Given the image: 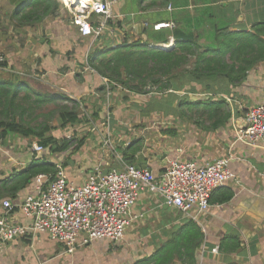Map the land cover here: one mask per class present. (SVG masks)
<instances>
[{"label": "crops", "instance_id": "obj_1", "mask_svg": "<svg viewBox=\"0 0 264 264\" xmlns=\"http://www.w3.org/2000/svg\"><path fill=\"white\" fill-rule=\"evenodd\" d=\"M234 2L241 11L238 20L244 17V29L249 28L252 17L263 15L262 12L254 14L252 10L244 15L249 9L246 4H252V0ZM226 3L222 5L218 0H113L112 17L103 33L95 38L82 36L59 3L56 9L44 13L37 0H0V55L4 58V63L0 64V93L3 94L0 111L5 112V120L13 119L26 129L40 130L47 126L48 130L44 128L41 132L44 138L50 137L54 142L44 146V152L35 154L30 146L35 138L24 137V131L6 132L0 138V181H11L15 173L32 160L41 158L55 166L61 164L68 178L80 184L98 164L110 169L118 168L119 162L126 163L122 155L129 147L126 140L130 132L137 134L147 124L157 130L154 138H159V143L153 145L152 152H149L151 147L144 149L149 152L146 160L139 158L144 151L142 148L130 163L158 172L171 159L205 163L230 155L229 166L238 177V182L229 181L212 192L208 211L199 222L182 217L164 206L156 196L144 193L133 209L136 217L118 243L94 240L71 253L65 252L64 246L47 234L34 231L32 218L24 216L19 208H13L8 212L10 221L29 230L7 241L0 239V264H135L160 248L187 221L196 223L204 235L195 252L194 264H264V137L253 145L235 138L237 127L245 124V110L264 101V64L256 65L241 83L230 85L225 94L216 92L217 80L186 72L193 68L192 58L182 65L184 72L170 79L166 92L157 93L155 86L149 84L146 87L153 88L151 91L146 89L144 94H135L119 83L108 84L91 63L93 57L98 58L106 51L122 49L139 41L170 48L175 40L171 37L172 31L184 36L192 34L203 49L213 46L214 28L204 33L203 22L209 20L220 28L216 20L221 19L216 18L220 17V6H227ZM30 9L34 13L20 21ZM96 20L98 18L92 16V21ZM169 23L173 25H165ZM160 32L168 40L155 43L152 36ZM203 36L208 40L202 45L199 40ZM208 84L213 91L205 89ZM13 96L11 106L7 99ZM206 96L220 97L228 102L232 117L225 126L215 130L201 128L186 123L188 120L175 110L178 99L195 101ZM159 101L165 102L164 106L171 111L158 109ZM61 106L74 109L78 121L62 125ZM167 110L169 113L164 112ZM46 116L57 118L61 129L76 126L72 136H80V146L73 150L74 145L68 139L63 151L54 148L55 144L63 146L66 138H56L57 128L53 122H45ZM83 119H93V122L90 124ZM177 119L184 120L186 127H179ZM137 123L143 128L135 131L132 126ZM111 149L118 155L110 152ZM34 186L32 179L14 197L0 193V218L4 216L2 203L5 199L17 202L28 194H35ZM228 190L233 191L232 197L221 201ZM235 240L239 248L226 250ZM214 247H217L215 252ZM132 248L136 250L135 257L130 255ZM172 264L184 263L174 260Z\"/></svg>", "mask_w": 264, "mask_h": 264}, {"label": "built area", "instance_id": "obj_2", "mask_svg": "<svg viewBox=\"0 0 264 264\" xmlns=\"http://www.w3.org/2000/svg\"><path fill=\"white\" fill-rule=\"evenodd\" d=\"M56 1L82 36L99 37L112 17L113 0ZM92 16L98 20L92 21ZM3 63L0 55V64ZM244 120L245 124L237 127L236 140L252 145L258 143L264 137V101L250 105L245 110ZM30 146L35 154L45 150L36 139L31 140ZM231 158L222 156L205 163L176 158L168 160L158 172L148 166L125 162L110 169L98 164L80 184L70 180L66 169L56 164L52 177L47 174L34 177L35 194H28L17 202L3 201L5 212L0 218V239L7 241L29 230L8 218L9 211L19 208L24 216L32 218L34 231L61 243L65 252L71 253L78 246L99 239L116 244L136 217L133 209L144 193L156 196L182 217L199 222L208 211L212 192L229 181L238 182L229 166ZM213 251H217V247Z\"/></svg>", "mask_w": 264, "mask_h": 264}, {"label": "trees", "instance_id": "obj_3", "mask_svg": "<svg viewBox=\"0 0 264 264\" xmlns=\"http://www.w3.org/2000/svg\"><path fill=\"white\" fill-rule=\"evenodd\" d=\"M37 1L39 8H42L44 13L58 7L56 0ZM32 11L30 9L27 14L22 15L20 21L24 17H30L34 13H31ZM261 14L263 15L260 18L250 23L248 29L237 27L232 29L229 26L214 27V45L204 49L200 47L192 34L184 36L172 31L171 37L175 40L170 48L152 47L147 42L139 41L122 49L106 51L98 58L97 56L93 57L91 59L92 67L106 79L108 84L119 83L132 93L144 94L146 86L149 84L152 87L155 86L157 93H164L170 88V79L184 72L185 70L181 69L182 65L193 58V68L186 72L198 77L217 80L218 91L216 92L228 94L230 85L241 83L256 65L264 64V11ZM152 40L158 43L166 42L168 38H165V35L160 32L154 34ZM205 89L213 91L210 84L205 86ZM1 96H3L2 92L0 93V105H3L1 104ZM13 98L14 96L7 99L11 106L13 105ZM178 100V103L174 104L176 105L175 110H178L182 116L185 115L188 121L201 128L215 130L225 126L232 117L231 109L226 100L220 97L206 96L195 101ZM159 105L160 107L164 106L160 104V101ZM164 112L169 113L168 110ZM185 112L192 115L188 116ZM59 115L62 125L78 121L76 111L74 109L69 110L68 107H62ZM4 116L5 112L0 111V138L9 131H24L22 134L24 137L31 136L37 140L40 139L39 142L43 146L54 144L50 137L44 138V133L41 132L44 128L47 131V126L40 130L26 129L14 122L13 119L5 120ZM67 142L68 139L64 141L63 146L55 144L54 148L63 151ZM80 144L81 141L78 140L73 146V150L77 149ZM136 151L137 148L129 146L123 154L124 160L131 162L130 160L133 159ZM54 173V164L44 162L41 158L34 159L23 170L15 173L11 181L1 180L0 193L14 197L36 175L47 174L52 177ZM232 195V190L226 191L221 196V201L230 199ZM203 236L202 230L196 223L187 221L160 248L135 264H172L174 260H179L184 264H194L195 252L200 247ZM230 243V246L228 244V247H224L226 250L236 251L239 248L238 241L235 240Z\"/></svg>", "mask_w": 264, "mask_h": 264}, {"label": "rangeland", "instance_id": "obj_4", "mask_svg": "<svg viewBox=\"0 0 264 264\" xmlns=\"http://www.w3.org/2000/svg\"><path fill=\"white\" fill-rule=\"evenodd\" d=\"M219 1V3H221L222 5H223V3H226V4H228L227 6H220L221 7V9H220V11L218 12L219 13V15H220V17L219 18H216V19H221V21H219V20H216L217 22H218V24H219V27H223V26H226V25H234V26H237V27H239V28H246V25H245V21H244V17H242L241 19L239 18V20H238V18H237V15L238 14H240L241 13V11H240V8H239V6H237V5H235L236 4V2H234V0H218ZM237 1V0H236ZM243 2L244 3H246L245 2V0H243ZM247 5V8H249V9H246L245 11H244V15L245 14H247L248 13V11H250V10H252V11H254V14L257 12V13H261V12H263L264 11V0H252V4H246ZM244 6H245V4H244ZM224 8H225V11H224ZM254 8H256V9H254ZM226 12V13H225ZM243 13V12H242ZM227 14V15H226ZM254 14H253V16H254ZM246 16V15H245ZM252 22L254 21V20H256L257 18L255 17H252ZM212 25H214V23L212 24V23H210V21L208 20V21H205L204 20V22H203V26H204V33H208V32H210V31H212V28H214V27H216L215 25H214V27L212 26ZM233 28H235V27H232V29ZM206 31V32H205ZM199 39H200V37H199ZM208 40V38L207 37H205L204 38V36H203V38H201L200 40H199V42H200V44H204V43H206V41ZM152 47H155L154 45H152ZM205 48V47H204ZM203 49V48H202ZM146 89H148V90H150L151 91V89H153V88H150V87H146ZM226 103H227V105H228V107H229V104H228V102L226 101ZM160 104L161 105H164L165 104V102L164 103H162V102H160ZM176 106V105H175ZM230 108V107H229ZM158 109H161V110H166V109H168V110H170V107H166V106H163V107H160L159 106V108ZM171 111V110H170ZM185 114L186 115H192L191 113H188V112H185ZM55 115H56V112H55ZM183 117H184V120L185 121H187L185 118V115H183ZM107 119V122H108V118H106ZM134 119H136L135 117H134ZM134 119H132V120H134ZM45 120V122H47V121H49V124H52V122H53V125L54 126H56V128H57V131L54 133L55 134V136H56V138H58V139H61V138H66V139H70V144H72V146L73 145H75V143H76V141L80 138V136H77V137H74V136H72V129H74L76 126H74V127H72L71 125H69V126H66L65 128H63V129H61V128H59V127H61V125H60V122H58V120H57V118H56V120H53L52 118H49V117H47L46 116V119H44ZM157 121H160V118L159 117H157V119H156ZM184 120H180V119H177L176 120V123H177V125L179 126V127H182V126H184V128L186 127L185 125H184ZM82 121H84V122H90V124H92V122H93V119H88V120H85V119H83ZM110 121H111V119H110ZM137 121V120H136ZM136 121H133V124H135L136 123ZM174 123V122H173ZM186 123H189V124H192L193 122H189V121H187ZM60 126H59V125ZM138 125H134V126H132V128H135L134 130L136 131V129H140V128H143V126L141 125V123H137ZM175 124V123H174ZM208 125H209V123H208ZM59 126V127H58ZM156 126H158V127H160V125H156ZM175 126V125H174ZM177 127V126H176ZM161 128V127H160ZM178 128V127H177ZM179 129V128H178ZM180 130V129H179ZM130 131H131V127H130ZM157 130H154L153 128H151V127H148V124H147V126L144 128V129H141L137 134H134V133H132V132H130V136L127 138L128 140H126V141H128L129 143V146H134L135 148H137V151L138 150H141L142 148V151L146 148H149V147H151L150 148V151L149 152H152V150H153V145L156 143H159V138H157V139H155L154 138V136L157 134V132H156ZM57 132H59V133H57ZM132 133V134H131ZM180 133H181V131H180ZM170 136H171V133L169 134ZM67 137H69V138H67ZM62 140V139H61ZM151 145V146H150ZM127 146V145H126ZM131 146V147H132ZM117 147H120V146H117ZM128 148V147H127ZM126 148V149H127ZM119 149V148H118ZM136 151V154L137 153H139V152H137ZM110 152H113L114 153V155L115 156H117L118 154H117V152L116 151H113L112 149H111V151ZM109 152V153H110ZM125 152V151H124ZM147 152V153H146ZM149 152L147 151V150H144L143 152H141L140 154H139V158L143 161V160H146L148 157H149ZM123 156V155H122ZM127 163H130V162H128V161H126ZM127 232V231H126ZM145 243H146V241L145 242H143L142 243V246L140 247V250L143 248V246L145 245ZM131 257H135V256H137V253H136V250H135V248H132V250H131Z\"/></svg>", "mask_w": 264, "mask_h": 264}]
</instances>
